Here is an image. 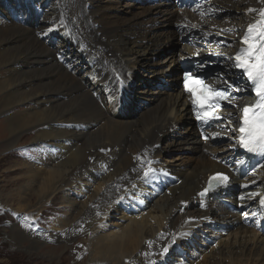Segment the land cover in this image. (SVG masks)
<instances>
[{"label":"bare ground","instance_id":"bare-ground-1","mask_svg":"<svg viewBox=\"0 0 264 264\" xmlns=\"http://www.w3.org/2000/svg\"><path fill=\"white\" fill-rule=\"evenodd\" d=\"M124 1L39 0L45 7L36 29L0 23V115L4 117L0 126L6 131L5 148L16 146L23 134L36 133L34 141L41 148L38 155L32 150L25 152L26 159L23 155L21 158L27 161L37 157L34 160L46 168L40 166L41 172L16 159L15 169H27L25 173L31 179L26 184L27 193L35 196L40 209L42 200L61 188L60 192L68 193L63 196L65 205L58 204L62 209L53 218H60L56 228L66 231L65 237L83 232L70 248L66 246L71 264H170L182 246L191 245L186 240L196 238L195 228L208 218L226 224L229 231L235 232L233 235L251 232L264 239L251 228L239 226L238 218L222 212L215 204L203 214L193 210L195 195L206 178L220 171L218 161L232 155V119L234 114H240L233 104L242 107L254 97L248 90L241 91L204 145L193 130L190 100L178 87L181 64L194 60L198 53L213 64L219 78L237 80L241 88H246L238 70L231 67L233 62L226 57L234 55L247 25L258 19L257 13L247 9L264 8V0H220L213 2L209 10L200 6L189 12L176 9L174 0H162L157 7H142L135 2L123 5ZM13 3L17 5L16 0H0V12L8 5L15 10ZM60 25L81 33L98 59L111 69L131 76L135 85L130 94L135 102L131 108L113 114L92 98L84 78L92 72L79 67L78 55L68 57L67 62L60 58H66V48L71 43L66 41ZM190 34L193 37L186 42ZM50 37L57 39L58 51L41 40ZM162 80L170 84L167 91L159 89ZM139 102L147 105L140 109ZM19 107L23 110L14 113ZM214 132L219 135L213 137ZM55 151L60 152L55 156ZM244 163L250 160L237 165ZM148 166L180 178V184L156 199L149 214L122 227L114 223L110 226L119 227V234H106V223L116 212L114 200L130 196L128 189L144 195L141 183L150 177L143 172ZM37 172L47 174L38 180ZM263 174L264 167L243 184L255 187L244 195L259 192ZM96 176L101 177V191L96 190L76 210L79 205L69 196L86 191L87 180H95ZM55 199L53 196L46 200L50 208ZM152 213L159 214L162 220L150 224ZM256 217L257 211L252 209L244 218L246 224L254 225ZM118 218L127 219L121 215ZM39 219L33 222V228L39 225ZM41 229L46 231L42 226ZM10 235L19 244L27 241L28 250L45 248L24 228H16ZM57 235L53 229L52 237ZM248 243L249 240L225 244V251L204 255L199 264H257L264 256V245L254 243L247 248ZM48 245L53 243L49 241ZM165 248L167 252L161 255Z\"/></svg>","mask_w":264,"mask_h":264},{"label":"rangeland","instance_id":"rangeland-1","mask_svg":"<svg viewBox=\"0 0 264 264\" xmlns=\"http://www.w3.org/2000/svg\"><path fill=\"white\" fill-rule=\"evenodd\" d=\"M122 3L123 5L127 3L133 4V2L129 0H125ZM22 110L23 108L19 107L14 111V113L20 112ZM3 118H4L3 115H0V121H2ZM4 130L5 129L2 126H0V264H71L70 260L68 259L69 249L65 250L66 246L68 247L71 246L72 243H74V241L83 234V232H81V235L79 233L76 236L74 235L70 237H65L66 231H62L56 228V226L58 225L57 224L58 220L60 218L57 219L53 218L58 216L59 208H61L58 207V204L61 203V205H65V200H64L65 197L63 196L65 194L68 195V193H66L65 191L60 192L63 189L61 188L55 194L48 197L49 199H51L53 196H56V199L51 204V208L49 207L48 201H46L48 200V198L46 197L42 200L43 202L41 203V205L43 206L40 209V207L37 206V199L35 198V196H33L32 193H27L28 191H26L27 188L26 184L29 183L31 180L30 176L25 173L27 169L26 170L25 169L23 170V168H21V170L15 169L16 166L14 164L16 163V159H17L19 160V163H23L24 166H28V164H30L33 167L37 168V170L41 169L40 171L41 172L43 171L42 168H40V166L41 167L44 166H42L41 163L34 160L37 157L30 158L27 161L22 160V158L24 157H25L24 159H26V155H25L26 150L28 151L35 150L36 153L38 152L39 145L37 142L34 141V136L37 134L35 132H34L35 133L34 136L33 134H27V133L23 134L22 137L18 138L16 142V146L11 148H5L7 142H4V140L7 139V136L5 134L6 131L3 132ZM8 139H10V135ZM22 155L24 157L21 158ZM44 169L46 168L44 167ZM14 172L20 175L16 176ZM38 174H39L38 180H40L41 177L47 173L44 172L42 174L40 173ZM87 184L88 186L85 187L88 194L87 196L86 194L83 193L79 194L78 192L75 191V194L82 195L83 197L81 200H79L80 203H77L79 206L76 207V210H78L82 206L81 204L87 201L89 199V196L95 193L96 190L97 192L101 191L99 180H95L94 182H88ZM69 197L74 199L73 196H69ZM150 209L151 208L146 210V213L149 214ZM76 210L74 213H76ZM25 216H27L29 219L26 220V222L25 221L23 222L22 219H24ZM149 216L151 217L150 224L155 223V220L158 222L162 220L159 214L152 213ZM39 217H40L39 225L33 228V222L37 220ZM112 217H114V219H112L111 222L107 223L108 227L114 223H116V225L119 223L121 224L120 227H122L130 222V219H127L126 221L121 220L120 218H118L117 214H113ZM115 219L117 220L113 221ZM28 225H30L29 228ZM41 226L46 228V231L42 230ZM16 228H20V229L24 228L26 234L34 236L35 240H38L40 244H44L45 248L41 247L39 249L28 250L29 243L27 241H23V243L19 244L18 241L10 237L11 236L10 234H12L16 230ZM53 229L57 230L58 237L55 236L52 237ZM119 232H120V228L113 225L109 227L105 233L112 235L115 233L119 234ZM234 233L235 232L229 233L226 236H222V238L218 240V243L217 245H215V247L209 248L207 250V253L205 254L206 257L209 256L210 254L215 255L214 252H216L217 250L225 251L226 245L227 246L235 245L237 242H241V241L244 243L245 241L249 240L247 248L252 247L254 243H256L258 246L264 245V239L254 237V235L251 232L247 233L246 235L244 234L233 235ZM88 237L86 236V238ZM49 241L53 243V246L48 245ZM121 262H123V260ZM241 262L244 263V259H242ZM109 263L112 264V262ZM257 264H264V256L260 258V261Z\"/></svg>","mask_w":264,"mask_h":264},{"label":"snow or ice","instance_id":"snow-or-ice-1","mask_svg":"<svg viewBox=\"0 0 264 264\" xmlns=\"http://www.w3.org/2000/svg\"><path fill=\"white\" fill-rule=\"evenodd\" d=\"M247 12L257 13L258 19L247 25L239 41L241 46L235 55L228 56L226 59L232 61L231 67L239 70L242 77L246 79L251 90L250 94L254 95V102L242 107L233 104L240 111L239 126L234 131L239 133L238 144L240 147L248 152L264 155V8H248ZM192 27L195 28L196 26L192 25ZM183 83L185 92L190 96L196 119L204 124L223 120L224 118L218 115L217 110L223 107L225 103H233L235 99L234 92L248 90L226 80L223 81L224 87H218L191 71L184 72ZM229 122L231 123V121ZM211 135L216 137L219 133L214 132ZM207 138L205 136V139ZM149 163L151 162L149 161ZM238 163H243V161ZM152 171V168H148L144 175L148 176ZM228 180L229 177L221 173L209 177L208 187L199 195L201 197L205 196L211 188L219 184L226 185ZM214 182H216V185H214ZM243 187H247V185ZM240 199L243 200L245 197L241 196ZM259 203L261 207H264V197H260ZM252 215L255 216L256 214L252 213ZM24 219L28 220L29 218L25 216ZM166 252L167 248L164 249L161 255Z\"/></svg>","mask_w":264,"mask_h":264}]
</instances>
